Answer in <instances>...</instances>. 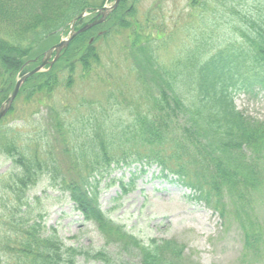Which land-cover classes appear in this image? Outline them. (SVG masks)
Masks as SVG:
<instances>
[{
  "label": "trees",
  "instance_id": "obj_1",
  "mask_svg": "<svg viewBox=\"0 0 264 264\" xmlns=\"http://www.w3.org/2000/svg\"><path fill=\"white\" fill-rule=\"evenodd\" d=\"M127 3L120 0L103 24L76 35L51 66L27 78L17 93L15 100L23 96L46 107L47 128L25 138L12 129L0 131V153L13 164L2 186L13 203L4 218L5 230L0 231V264H77L79 257L108 262L103 251L91 253L66 245L56 229H45L40 221L22 216L28 208L27 192L43 180L68 195L74 210L95 227L106 247L135 254L139 264H193L176 241L144 242L101 209L103 178L116 169L152 165L220 219L235 223L242 237L241 258L258 263L264 257V224L254 210L256 196L264 189V122L245 117L233 97L264 91V14L238 15L226 45L207 47L203 38L197 39L184 62L167 68L154 60L149 32L143 34L141 22L124 13ZM94 6L93 0H0V24L17 32L9 40L0 38L4 70L0 105L12 91L15 77L36 67L70 21ZM128 11L132 13V7ZM143 23L146 31L149 23ZM83 25L79 20L75 28ZM110 28L132 32L129 49L136 53L143 72L157 82V94L152 93L145 111L132 114L126 125L95 119L88 132L70 129L65 113L45 99L64 74L70 87L78 67L88 69L98 63L94 41L105 38ZM14 111L10 107L5 116ZM117 184L123 195L131 191V182Z\"/></svg>",
  "mask_w": 264,
  "mask_h": 264
},
{
  "label": "rangeland",
  "instance_id": "obj_2",
  "mask_svg": "<svg viewBox=\"0 0 264 264\" xmlns=\"http://www.w3.org/2000/svg\"><path fill=\"white\" fill-rule=\"evenodd\" d=\"M194 1L200 4L196 6ZM93 2V10L113 4V0ZM126 7L124 13L132 14L141 22L143 34L149 32L154 60L167 68L184 62L187 54L196 48L197 39L203 38L207 47L226 45L238 15L264 14V0H128ZM131 7L132 13L128 11ZM95 16L96 12L84 15L82 24ZM145 21L149 23L146 31L143 30ZM157 30L159 34L155 33ZM68 32L66 28L60 38L66 39ZM107 32L105 38L94 41L98 63L88 69L78 67L70 87H66L64 74L55 91L45 99L56 111L65 113V124L70 129L84 128L88 132L95 119L126 125L132 114L145 111L152 93L157 94V82L143 72L136 53L129 49L131 41L134 42L132 32L116 28ZM16 33L11 26L7 29L0 24V38L4 41ZM160 37L156 42L155 38ZM3 73L0 68V74ZM2 78L0 75V83ZM233 101L245 117L264 122V91L254 95L236 93ZM11 107L15 111L4 117L0 131L12 129L25 138L47 128L46 107L37 105L34 99L25 101L20 96ZM12 172L11 160L0 153V231L5 230L4 218L13 203V197L2 189L3 181ZM131 173H134L132 180ZM119 180L126 185L132 183L126 195L117 184ZM259 191L261 195L256 196L254 213L264 224V189ZM26 201L28 208L22 216L40 221L45 229H56L66 245L91 253L103 251L108 256V262L79 257L77 264H139L135 254L125 255L116 247H106L95 227L85 223L74 210L68 195L51 188L46 180L27 192ZM99 204L115 224L144 242L149 239L176 241L184 248L183 256L193 264H264V257L258 263L249 259L244 262L242 237L235 223L223 221L182 185L163 178L155 165L114 170L101 180ZM200 219L204 225L199 224Z\"/></svg>",
  "mask_w": 264,
  "mask_h": 264
},
{
  "label": "water",
  "instance_id": "obj_3",
  "mask_svg": "<svg viewBox=\"0 0 264 264\" xmlns=\"http://www.w3.org/2000/svg\"><path fill=\"white\" fill-rule=\"evenodd\" d=\"M119 3V0H114V3L111 7L107 8V7H103L101 9L98 10L99 15H101V19H99L98 21H95L91 24L85 25L84 27H82L81 29H79L78 31H74L73 30V25L76 22V20H78L79 18H82L84 16V12L81 13L80 15H78L73 21H72V25L70 26V33L68 36L67 40H62L60 41L57 45L53 46L50 50H48L40 64L35 67L32 71H30L29 73H27L26 75H24L21 79H19L14 86V89L11 93V95L9 96V98L0 106V119L5 115V113L7 112V110L9 109L13 99L15 98L18 89L20 88L21 84L24 82L25 79H27L29 76H32L33 74L41 71V69L48 63V59L51 55V53L53 51H55L56 56L58 55V53L60 52V50L64 47H66V45L69 43V41L78 33L84 32L85 30H87L88 28L99 24L101 22L104 21L105 17L107 16L108 12L112 11L113 9L116 8L117 4Z\"/></svg>",
  "mask_w": 264,
  "mask_h": 264
},
{
  "label": "bare ground",
  "instance_id": "obj_4",
  "mask_svg": "<svg viewBox=\"0 0 264 264\" xmlns=\"http://www.w3.org/2000/svg\"><path fill=\"white\" fill-rule=\"evenodd\" d=\"M199 224H202V225H204V222H203V221H201V219H200V222H199Z\"/></svg>",
  "mask_w": 264,
  "mask_h": 264
}]
</instances>
